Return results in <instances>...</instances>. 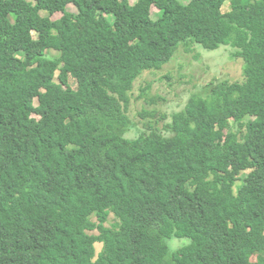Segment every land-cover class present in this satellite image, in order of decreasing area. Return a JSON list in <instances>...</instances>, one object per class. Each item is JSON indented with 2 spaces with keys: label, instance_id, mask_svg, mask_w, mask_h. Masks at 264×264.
<instances>
[{
  "label": "trees",
  "instance_id": "1",
  "mask_svg": "<svg viewBox=\"0 0 264 264\" xmlns=\"http://www.w3.org/2000/svg\"><path fill=\"white\" fill-rule=\"evenodd\" d=\"M34 1L0 0V264H264V0ZM181 46L244 77L142 132L135 83Z\"/></svg>",
  "mask_w": 264,
  "mask_h": 264
},
{
  "label": "rangeland",
  "instance_id": "2",
  "mask_svg": "<svg viewBox=\"0 0 264 264\" xmlns=\"http://www.w3.org/2000/svg\"><path fill=\"white\" fill-rule=\"evenodd\" d=\"M35 4L34 0H28ZM138 0H130L134 5ZM184 4H189L191 0H181ZM68 11L78 13L77 8L73 5L68 7ZM43 17L50 16L46 12H41ZM62 14H55L52 20H58ZM152 17L154 20L163 18V11L152 9ZM114 21V17H109ZM159 29L160 33L167 31V24L164 23ZM114 33H107L106 36L112 37ZM197 47V46H196ZM231 47H223L217 51H206L202 48H194L189 50L184 46L177 52L173 60L167 64L162 70L149 73L142 79L137 81L131 94V107L129 115L136 123L140 131L149 130V126L164 129L171 123L175 113L183 111L190 98L194 95L204 94L205 88L210 84H217L221 81H236L244 77L245 66L241 60H237L233 56ZM53 58L60 56V53L51 52L49 54ZM22 60L25 59L24 53L17 54ZM77 83V82H76ZM71 79V86L77 88V84ZM53 85L61 88L62 84L56 77ZM14 87L18 88L19 84L14 83ZM147 114V117H143ZM29 119H36L28 116ZM141 132V133H142ZM139 135L133 131L129 136L137 138ZM97 233V232H96ZM190 243L189 239H173L169 241L171 250H178ZM98 251L102 246L97 245ZM256 258H254V261Z\"/></svg>",
  "mask_w": 264,
  "mask_h": 264
},
{
  "label": "bare ground",
  "instance_id": "3",
  "mask_svg": "<svg viewBox=\"0 0 264 264\" xmlns=\"http://www.w3.org/2000/svg\"><path fill=\"white\" fill-rule=\"evenodd\" d=\"M244 73H245V71H244Z\"/></svg>",
  "mask_w": 264,
  "mask_h": 264
}]
</instances>
